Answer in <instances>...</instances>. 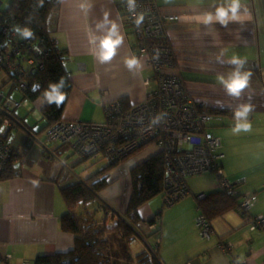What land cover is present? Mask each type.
I'll use <instances>...</instances> for the list:
<instances>
[{"label": "crops", "instance_id": "0c3cea01", "mask_svg": "<svg viewBox=\"0 0 264 264\" xmlns=\"http://www.w3.org/2000/svg\"><path fill=\"white\" fill-rule=\"evenodd\" d=\"M123 1L60 0L52 36L69 53L65 65L74 82L63 115L65 120L102 123L106 120L107 99L127 97L134 105L143 102L153 86L152 82L146 84L153 70L147 58L135 51L134 38L122 17ZM157 2L163 12L179 16L167 25L178 54V67L172 71L182 75L186 88L205 103L206 111L227 110L212 114L210 131L216 134L214 129L219 126L213 123L215 116L234 117L240 105L253 106L248 117L250 132L234 134L225 123L217 130L223 133L219 137L220 150L225 154L222 167L226 177L236 183L240 200L247 194H256L257 200L245 216L230 210L215 217L211 235L202 237L196 224L200 212L195 195L218 190V180L210 173L201 179L205 184H198L196 177H188L194 198L190 196L183 203H176L167 220L164 213L161 235L152 237V246H157L163 264H264V229L252 230L249 225L255 217L264 216V0H240L238 15L249 18L242 23L230 21L227 26L218 21L204 24L195 18L215 16L219 9L231 15L233 0ZM112 25H116L122 43L110 61L101 62V41ZM233 56L245 59L244 70L251 72L249 84L239 97L229 95L220 83L221 76L227 78L234 70L228 62ZM133 57L140 61L141 67L130 71L126 61ZM25 134L19 131L11 139L26 158L22 175L0 181V264H33L38 255L68 250L74 243V237L60 226L67 208L60 186L81 178L75 176L72 166L74 174L69 171V178L65 175L61 180L64 167H70L62 161L68 147H61L60 143L48 145L47 141L46 148L36 142L24 149ZM142 155L128 165L142 160ZM129 194L126 187L113 206L122 209ZM145 205L141 214L148 219L153 209ZM222 239L232 243L231 252L222 251Z\"/></svg>", "mask_w": 264, "mask_h": 264}, {"label": "trees", "instance_id": "16d2710c", "mask_svg": "<svg viewBox=\"0 0 264 264\" xmlns=\"http://www.w3.org/2000/svg\"><path fill=\"white\" fill-rule=\"evenodd\" d=\"M127 1L128 0H124L120 5L124 21H126L127 13L125 4ZM54 8L55 5L52 0H43L42 6L39 0H12L8 10H0L7 16H13L8 19L12 22L13 27L18 25L22 28H30L35 33V37L31 38L33 43L39 45L44 51L41 55H34L36 61L41 65L38 71L33 74L27 73L23 76V79L29 84L27 90H21L17 84H13L14 80H20V78L10 67L0 70V90H3L8 96L20 100L21 103L26 99L34 103H40V112L42 118L45 120V124L38 132L34 131L17 114V110L21 106L15 109L11 116H8L10 118L12 117V124L9 127H1L2 129H0V135L10 144H12L11 139L14 136V129H16V132L25 131L26 142L24 149L29 148L36 142H40L42 146L46 148V142L52 141L48 140L46 134L55 124L65 120L63 118L64 111L71 92L74 89V82L65 65L66 60L69 58V53L66 48H61L57 44L55 37L52 36L55 20L57 18ZM125 23L128 29L127 21ZM128 31H130V29ZM25 40L26 39L19 38L15 33L0 34V47L3 51H7L17 46V48L20 49V54L15 57L16 60L21 62L22 66L29 69V66L23 62V57L30 54L27 51V45L22 44ZM175 55L176 67H178V54L175 52ZM14 56L15 54L13 57ZM177 73L180 75L185 85L182 75L179 72ZM61 77H63L66 82V86L63 89L65 93L64 102L59 108H57L55 104L50 106L42 104L41 99L44 90L48 88L50 83L58 82ZM33 83L40 84V89L38 91H32ZM186 90L188 91L187 88ZM18 92L22 96L21 99L15 96ZM188 93L192 97H196L189 91ZM121 100L126 108L131 107V103L128 101L127 97H121ZM207 112L212 115L220 112H227V110L221 109L219 111ZM4 117L5 115H2L0 118L1 123ZM42 133L45 134L43 138H41V135H43ZM29 139H32L30 145H28L27 142ZM60 144L61 147L67 146L71 148L74 153H78L70 145ZM151 145H156L158 147L157 143L151 142L131 153L129 156L115 161L107 159L104 153H96L91 156H83L78 153L83 157L82 160L99 157L93 164H96L102 159H107L108 163L97 172L77 179L65 186H60V192L67 207V211L61 217L60 226L62 231L74 237L73 246L64 251L40 254L36 257L33 264H134L136 262L137 264H163L159 259L157 246L153 247L152 245L154 243H147L145 238L154 234L160 237L165 206L148 219L143 218L141 208L159 194H162L164 198L166 196L164 150L158 147L153 155L131 167L129 171L131 191L127 201L123 202L124 207L122 209H117L107 200L105 202L100 199V194L113 183V179L111 178L112 171L130 157L144 151L146 148L151 147ZM12 147L14 148V154L7 164L6 171L0 176V181L14 179L22 175L23 161L26 158L23 156L22 149L19 150L13 144ZM68 168L69 170L64 167L61 180L65 176L64 173L69 171L73 172L72 167ZM57 183L59 184V181H57ZM186 183L188 185L187 179ZM191 195L192 192L185 198L179 199L172 204L166 202L165 204L168 206L175 205ZM195 196L197 199V207L200 212L199 215H205L210 223L215 217L230 210H237L244 216L250 210L244 211L241 209L240 195L237 192L234 195H229L223 193L219 186L218 190L205 194L201 199H199L197 195ZM95 201H98L103 208L104 216L102 219L98 220L95 215L90 214L88 210H86L85 213H83V211L75 213V210L81 205L85 206ZM85 207L87 208V206ZM197 219L196 224L201 230L202 237H205L203 236L201 226L197 223ZM252 220L249 223L250 229ZM137 237L141 238L143 242L146 241L149 246L139 247V250L136 251V258L134 260L129 245L132 244ZM222 243L227 242H225V239H222ZM116 245H120L118 248L120 249V251L118 250L120 253L119 256L115 249ZM231 250L226 252L222 249L225 253H229Z\"/></svg>", "mask_w": 264, "mask_h": 264}, {"label": "built area", "instance_id": "2783aa9c", "mask_svg": "<svg viewBox=\"0 0 264 264\" xmlns=\"http://www.w3.org/2000/svg\"><path fill=\"white\" fill-rule=\"evenodd\" d=\"M52 2L58 16L60 0ZM135 4L136 7L130 12L128 1L126 2L125 20L128 30L130 29L128 32L134 38L135 51L147 58V64L153 70L146 80V84L153 83L146 99L129 108L123 105L121 98L107 99L104 122L63 120L47 132L48 140L70 145L83 156L104 153L111 161L123 159L151 142L157 143L164 150V201L168 204L191 193L186 183L188 176L205 173L217 174L219 188L223 193L236 194V183L227 178L223 171L225 154L220 150L221 138L209 129L212 115L204 109L203 101L188 93L180 75L172 71L176 67V55L167 25L176 21L179 16L163 12L157 0H135ZM141 14L144 20L137 26L135 20ZM12 17L0 11V34L14 33L13 24L8 20ZM22 44L27 45L30 53L23 57V62L29 69L16 60L20 49L15 46L13 50L7 51L0 47V70L10 67L20 78L14 80L13 84H17L21 90H27L29 84L23 76L38 71L41 65L34 55H41L44 51L32 39H26ZM21 104L20 100L0 90V118L5 115L3 122H0V129L12 124V117L8 116ZM157 117L159 120L152 123ZM31 141L32 139L27 141L28 145ZM13 154L12 144L0 135V176L6 171ZM204 196L203 193L197 195L199 199ZM256 200V194L244 195L241 209L248 211ZM197 223L203 230V236L209 237L212 226L205 215H199ZM251 229H264V216L255 217ZM221 247L227 252L233 245L221 243Z\"/></svg>", "mask_w": 264, "mask_h": 264}, {"label": "rangeland", "instance_id": "374dc122", "mask_svg": "<svg viewBox=\"0 0 264 264\" xmlns=\"http://www.w3.org/2000/svg\"><path fill=\"white\" fill-rule=\"evenodd\" d=\"M0 1L2 2V4L0 5V10L1 11L8 10L9 5H10L12 0H0ZM15 96L17 98H19V99L22 98V96H21V94L19 92L16 93ZM17 114L34 131L38 132L45 124V120L42 118V114L40 112V105L34 103L33 101H31L29 99H26V100L23 101L21 107L17 110ZM213 123L216 124V125L219 124V126L218 127L216 126V128L214 130H215L216 134L222 138V136H223L222 131L217 130V129L223 128L224 127V123L226 125H228V126H226V127H229L227 129H233L234 125L236 124V120L231 115H222V116H219V117L215 116V118L213 119ZM15 130L16 129L13 130V134L14 135L17 133ZM42 134L43 135H41V136H45L44 133H42ZM48 142H49L48 145H50V144L58 145L59 144L58 142H55V141H48ZM36 145H39V143H37ZM157 149H158V147L156 145H151V147H148V148H146L144 150V153L143 152H139L136 155H134L133 157H130L129 159H127L124 163H122L119 166H117L111 173V178L113 179V183L106 190H104L100 194V199L102 201H105V202H106V200L108 202H110V203L112 202L111 205L113 206V204H115V202H117V198L119 197V194L121 193V191H125L126 187H128L129 188V192H130L131 191V183H130L131 180H130L129 171H130L132 166L128 165V163L132 159H134L136 156H138L139 154H143L142 155L143 156L142 160L140 159V161H138V162H141L145 158H148L149 156L153 155L157 151ZM62 157L66 158V159H64L62 161L65 162L68 166H70V167L74 166V168H75L74 169L75 170V176H77V177L79 176L81 178L82 177H86L87 175L92 174L94 172H97L99 169H101L104 165H106L108 163L107 159H102L101 161L97 162L96 164H93V162L95 160H97L99 157H94V158L82 160L83 157H81L78 153H74L71 148H68L62 154ZM137 163H135L134 165H136ZM66 168L69 170V168L67 166H66ZM60 170L61 169L58 167L57 168V172H60ZM64 174L66 175V178L68 179L69 178V175H68L69 173L66 172ZM72 174L73 173L70 172V175H72ZM206 174H200V175H196V176H192V177H196L198 179L197 180L198 184H205V182L201 181V179H203ZM210 174H213L214 177L216 178V180H218V177H217L216 173H210ZM190 178H191V176H190ZM218 186H219V183H218ZM192 198H194V197L192 196ZM184 200L185 199L179 201L177 204H179L181 202L183 203ZM177 204H175V205H177ZM85 206H87V208ZM85 206L81 205L80 207H78L75 210V213H80L81 211H83V213H85V211L88 210L90 212V214H94L95 217L98 220L103 218L104 211H103V208H102L101 204L98 201L89 203L88 205H85ZM147 206L153 209L152 216H154V214L158 210L162 209L165 206L164 207V213H166V220H167L168 212H169L170 208H172L174 205H172V206L166 205L165 201H164V197L162 196V194H159L158 196H156L155 198L150 200L145 205V207H147ZM65 211H67V208H66ZM164 221H165V214H163L162 226H164ZM145 232H146V230H145ZM152 237L156 238L157 235L154 234L152 236L151 235L147 236V238H145L147 240V243L148 242H149V244L152 243V241H153ZM147 243H146V241L143 242L141 240V238L137 237L134 240V242L129 245L130 250H131V255L133 256L134 260L136 258V256H135L136 255V251L139 250V247H141V246H143V247L149 246ZM119 247H120V245H116V248H115L118 256L120 254L119 253L120 249H118ZM134 264H137V262L134 263Z\"/></svg>", "mask_w": 264, "mask_h": 264}, {"label": "clouds", "instance_id": "9594fccd", "mask_svg": "<svg viewBox=\"0 0 264 264\" xmlns=\"http://www.w3.org/2000/svg\"><path fill=\"white\" fill-rule=\"evenodd\" d=\"M40 5L42 6L43 0H39ZM128 10L130 12L136 7L135 0H128ZM240 0H233L229 15L228 11L224 9H219L215 16L213 15H205L198 16L195 19L198 22H202L204 24H209L215 21H218L224 26L232 22H240L242 23L245 19L249 18L247 15H238L240 10ZM144 20V16L141 14L135 20L137 26H139ZM12 31L21 39H31L35 37V33L28 27H20L15 26ZM115 37V38H113ZM122 43V37L118 35V30L116 25H112V28L109 30L107 36L103 38L101 41V52L99 55V59L101 62L110 61L116 53V48ZM223 63V61H220ZM231 65L234 66L233 72H231L227 78L221 76L220 83L224 85L229 95L239 97L241 92L248 86L249 79L251 76V72L245 71V65L247 61L241 57L233 56L230 61H228ZM127 68L132 71L134 69H139L141 67L140 61L133 57L126 61ZM66 86V82L63 77L56 82L50 83L48 88L44 90L43 96L41 99L42 104L52 105L55 104L57 108L65 100V93L63 89ZM40 89L39 83H33L32 91H38ZM253 106L249 104H242L235 111L234 119L236 120V124L233 127V133L239 134L241 131L250 132L252 130L251 123L248 122L249 114L252 112ZM159 120V117L156 120H153L152 123H156Z\"/></svg>", "mask_w": 264, "mask_h": 264}, {"label": "water", "instance_id": "95a60500", "mask_svg": "<svg viewBox=\"0 0 264 264\" xmlns=\"http://www.w3.org/2000/svg\"><path fill=\"white\" fill-rule=\"evenodd\" d=\"M2 4V2L0 1V5Z\"/></svg>", "mask_w": 264, "mask_h": 264}]
</instances>
